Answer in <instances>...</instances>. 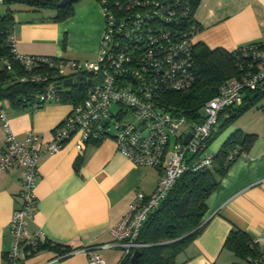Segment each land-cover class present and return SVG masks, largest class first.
I'll return each mask as SVG.
<instances>
[{
  "label": "crops",
  "instance_id": "obj_1",
  "mask_svg": "<svg viewBox=\"0 0 264 264\" xmlns=\"http://www.w3.org/2000/svg\"><path fill=\"white\" fill-rule=\"evenodd\" d=\"M10 7L15 9L11 37L18 52L96 58L103 29L97 0H77L72 13L60 20L50 17L53 9L36 11L23 3ZM194 17L200 27L195 42L202 41L210 48L234 50L264 39V0H199ZM258 99L218 132L205 149L215 153L237 128L256 134L206 198L202 229L176 255V264H253L250 256L237 257L223 241L237 228L252 238L264 234V102ZM4 108L16 139L35 132L45 142L52 139L54 128L70 112L72 103L56 100L39 108ZM231 111H222L220 117L226 119ZM6 136L7 128L0 120V152L6 147ZM75 139L72 136L59 149L39 156L35 207L26 220L29 234L41 231L67 251L42 248L17 264H87L81 248L110 241L109 228L128 210L136 192L150 193L162 173L161 166L135 163L111 136L87 141L81 151ZM78 156L81 160L76 168ZM21 173L19 166L0 171V264H7L6 252L12 244L9 220L21 202ZM98 250L105 264L119 263L120 248Z\"/></svg>",
  "mask_w": 264,
  "mask_h": 264
},
{
  "label": "built area",
  "instance_id": "obj_2",
  "mask_svg": "<svg viewBox=\"0 0 264 264\" xmlns=\"http://www.w3.org/2000/svg\"><path fill=\"white\" fill-rule=\"evenodd\" d=\"M97 1L103 14V29L93 60L20 53L13 40V53L27 70L45 64L55 67L64 77L82 74L92 78L101 73L102 81L84 85L83 99L72 104L70 112L54 128L52 139L45 142L35 132L16 139L5 111L0 110V120L7 128L0 171L12 166L22 168L21 202L9 220L12 244L6 252L7 264H17L37 251L39 242L46 237L41 231L29 234L26 229V220L32 217L35 207L34 188L42 153L59 149L72 136H76L75 145L80 151L87 141L111 136L118 149L135 163L162 167L155 188L150 193L137 191L128 210L109 228L112 239L81 248L87 255V264H105L99 248L118 247L122 259L146 245L138 239L140 229L174 180L186 169L211 165L212 154L202 153L218 128L220 113L240 106L248 95L264 93L262 39L261 44L240 48L239 75L220 84L217 93L202 104L196 120L165 110L158 102L161 89H184L193 79L189 68L191 47L200 27L192 20L188 0ZM182 21L184 25H180ZM28 78L43 81L47 74L31 73ZM38 98L45 102L58 100L53 82H47ZM112 105L117 106L114 112ZM198 119H202L200 124ZM182 124H188L189 130L182 129ZM189 131L191 136L184 142ZM253 240L259 253L252 262L264 264V234Z\"/></svg>",
  "mask_w": 264,
  "mask_h": 264
},
{
  "label": "trees",
  "instance_id": "obj_3",
  "mask_svg": "<svg viewBox=\"0 0 264 264\" xmlns=\"http://www.w3.org/2000/svg\"><path fill=\"white\" fill-rule=\"evenodd\" d=\"M13 2L29 5L36 11L53 9L54 14L50 17L57 20L70 15L76 3L75 1L60 5L59 0H3L0 2L4 5V10L0 11V110L5 111L6 106L31 108L43 106L45 101L40 100L38 94L43 91L49 81L56 86L58 101L72 104L81 101L84 97V85L60 86L65 75L59 73L55 67L40 64L27 70L15 57L11 37L15 9L10 7V3ZM188 2L192 20L198 23L194 17V8L199 0H188ZM184 24L183 21L180 23V25ZM261 42L259 40L252 43L261 44ZM240 48L234 50L222 47L210 48L202 41L194 42L191 47L189 67L193 75L191 84L184 89L169 87L161 89L158 96L159 105L173 114H182L189 120H196L200 114V107L217 93L220 84L229 77L239 75L241 71L239 62L242 60ZM31 73L47 74V78L43 81L31 80L28 78ZM262 95L264 93L257 92L246 96L240 106L232 108L226 119L219 117L218 128L209 137L207 143ZM255 135L237 128L229 133L217 151L212 153L213 161L210 166L184 170L145 219L138 239L146 245L138 248L141 253L137 262L132 263L131 255L128 254L120 259L118 264H176V255L202 229L206 198L214 190L220 177L226 173L233 159L240 151L248 147ZM205 153L206 151L202 155ZM80 160L81 156H78L75 161L76 168ZM223 246L241 259H247L250 256V261L259 253L258 245L250 234L239 228L228 232ZM42 248L56 249L60 253L67 251L66 247L47 237L39 242L37 250Z\"/></svg>",
  "mask_w": 264,
  "mask_h": 264
},
{
  "label": "water",
  "instance_id": "obj_4",
  "mask_svg": "<svg viewBox=\"0 0 264 264\" xmlns=\"http://www.w3.org/2000/svg\"><path fill=\"white\" fill-rule=\"evenodd\" d=\"M77 0H59V4L60 5H64L67 3H72L75 2ZM102 81V74L98 73L95 77H88L86 78L84 75L82 74H77V75H72V76H66L63 78V81L61 83L60 86H80V85H85V84H91V83H101ZM202 122V119H198L197 123L200 124ZM191 136V132H187L184 137H183V141L187 142V140L189 139V137ZM141 251L137 248L135 249L131 256H130V261L132 263H136L137 262V258L140 255Z\"/></svg>",
  "mask_w": 264,
  "mask_h": 264
},
{
  "label": "rangeland",
  "instance_id": "obj_5",
  "mask_svg": "<svg viewBox=\"0 0 264 264\" xmlns=\"http://www.w3.org/2000/svg\"><path fill=\"white\" fill-rule=\"evenodd\" d=\"M10 4H14V2H13V3H10ZM3 6H4V5L0 4V11H3V10H4ZM67 72H68V69L65 68L64 73H67ZM258 100H260L261 102H264V95L260 96V98H259ZM113 109H116V106H113V107L111 108V110H113ZM181 127H182V129H184L185 131H188V130H189V125H188V124H182ZM173 138H174V137H173ZM173 138H172V139H173ZM173 140H174V139H173ZM173 140H172V143H173ZM210 149H211V148H209L207 151L210 152Z\"/></svg>",
  "mask_w": 264,
  "mask_h": 264
}]
</instances>
